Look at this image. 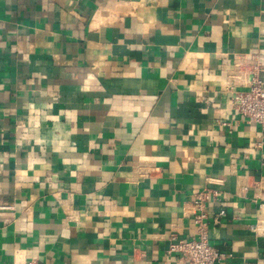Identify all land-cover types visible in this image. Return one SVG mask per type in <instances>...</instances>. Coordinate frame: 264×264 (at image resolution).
Wrapping results in <instances>:
<instances>
[{
  "label": "crops",
  "instance_id": "1",
  "mask_svg": "<svg viewBox=\"0 0 264 264\" xmlns=\"http://www.w3.org/2000/svg\"><path fill=\"white\" fill-rule=\"evenodd\" d=\"M253 78L264 0H0V264H180L200 192L216 264H264Z\"/></svg>",
  "mask_w": 264,
  "mask_h": 264
},
{
  "label": "built area",
  "instance_id": "2",
  "mask_svg": "<svg viewBox=\"0 0 264 264\" xmlns=\"http://www.w3.org/2000/svg\"><path fill=\"white\" fill-rule=\"evenodd\" d=\"M230 104L232 109L249 124H255L264 129V81L253 78L247 89H231ZM206 192L197 194L193 204L196 213L193 216V224L196 237L193 239H178L171 237L166 253L174 256L180 264H216L230 254L220 251L212 245L208 236V225L205 222L206 211L204 200L207 199ZM217 192H213L216 197ZM0 208H9L1 206ZM225 215V210L220 209L217 216ZM13 264H45L37 260H25Z\"/></svg>",
  "mask_w": 264,
  "mask_h": 264
}]
</instances>
